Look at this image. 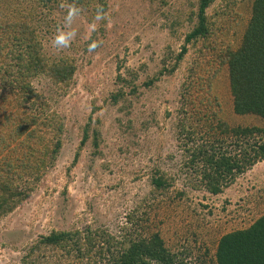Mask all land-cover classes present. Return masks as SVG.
Instances as JSON below:
<instances>
[{
  "label": "rangeland",
  "instance_id": "374dc122",
  "mask_svg": "<svg viewBox=\"0 0 264 264\" xmlns=\"http://www.w3.org/2000/svg\"><path fill=\"white\" fill-rule=\"evenodd\" d=\"M194 1L110 0V23L101 29L99 22L92 33L88 25L93 20H88L82 8L72 25L77 36L71 47L63 50L53 47L52 40L66 15L60 4L72 3L49 1L50 10L39 9L43 11L39 36L44 50L51 56L70 55L78 68L68 86L45 76L33 81L62 119L61 145L54 161L45 164L38 182L34 183L31 175L21 179L20 183L33 182V188L0 216V264H66L68 258L62 252L56 254L43 246L33 251L32 245L52 230L81 232L87 227L116 238L124 232L134 231L138 236L158 232L165 246L188 264H216L219 238L247 227L264 213V159L215 195L195 186L196 177L182 168L178 109L188 100L196 102L194 95H208L207 85L198 88L196 78H206L210 67H215L212 50L199 56L190 48L173 75H162L150 86L143 82L157 73L165 55L173 57L180 49L191 28L187 8ZM36 3L0 0V19L14 13V8ZM223 3L216 0L207 12ZM228 3L233 8L227 9L230 21L222 23L223 33L239 35L249 15L250 0ZM91 41L102 43L89 53ZM194 58H198L201 72L191 77L186 68ZM118 74L125 81L118 79ZM131 84L136 91H128ZM120 87L126 94L114 102L110 95ZM212 94L218 97L221 116L230 125L264 128L259 116L234 113L226 67L212 79ZM196 119V115L190 118ZM87 123L89 136L80 146ZM93 128L98 131L97 146ZM46 136L50 138V133ZM5 153L12 155V150ZM156 169L172 179L169 189L152 187L150 176ZM95 264H106V260L97 258Z\"/></svg>",
  "mask_w": 264,
  "mask_h": 264
},
{
  "label": "trees",
  "instance_id": "16d2710c",
  "mask_svg": "<svg viewBox=\"0 0 264 264\" xmlns=\"http://www.w3.org/2000/svg\"><path fill=\"white\" fill-rule=\"evenodd\" d=\"M49 1L57 0H36V5L14 8V13L0 19V216L11 211L29 193L39 181L45 164L57 157L61 145L62 119L51 109L47 97L36 90L33 81L45 76L55 84L68 86L78 66L70 55L51 56L43 48L39 36L43 11L39 9L50 10ZM64 1L84 8L88 20H93L98 6L107 14L113 13L110 0ZM215 1L189 3L186 19L191 28L185 33L180 49L173 57L165 55L157 73L143 81L150 86L162 75H173L190 48L199 56L212 50L215 67H210L211 73L206 78L200 75L196 78L198 88L207 85L208 95L197 94L196 102L181 103L176 128L182 140L183 170L196 177L195 186L214 195L264 159V128L230 125L221 116L218 97L212 94V79L220 68L226 67L234 113L254 114L264 121V0H250L249 15L239 35L233 32L228 35L222 30V23L230 21L227 9L233 8L228 3L231 0H223L224 5L207 12ZM106 22H100L101 29ZM197 60L194 58L187 66V75L193 77L194 72H201ZM117 78L125 81L120 74ZM131 85L128 91H136ZM125 94L120 87L110 97L117 102ZM188 111H192V117L197 116L195 122L190 120ZM89 130L87 123L80 146L88 138ZM92 130L97 146L98 131ZM48 133L50 138L46 136ZM7 149L12 150V155L5 153ZM25 175H31L34 183L28 184L26 180L20 183ZM150 181L160 191L169 189L173 183L158 169L153 170ZM131 218L128 217L129 221ZM41 246L56 254L62 252L68 258L66 264H84V261L95 264L97 258L105 259L106 264H188L165 246L158 232L147 236L124 232L116 238L89 227L81 232L52 230L40 235L31 249ZM214 257L216 264H264V213L247 227L223 234Z\"/></svg>",
  "mask_w": 264,
  "mask_h": 264
},
{
  "label": "clouds",
  "instance_id": "9594fccd",
  "mask_svg": "<svg viewBox=\"0 0 264 264\" xmlns=\"http://www.w3.org/2000/svg\"><path fill=\"white\" fill-rule=\"evenodd\" d=\"M60 7L66 8V15L64 16L62 26L58 27L56 30L52 45L58 50H63L70 48L73 40L77 36V30L73 28L72 25L77 17L81 15L83 9L75 3L68 5L61 3ZM101 21H108L110 23V17L102 6H98L93 21L88 25V32L92 33L97 31L99 22ZM101 43L102 41H91L88 44V52H94Z\"/></svg>",
  "mask_w": 264,
  "mask_h": 264
}]
</instances>
